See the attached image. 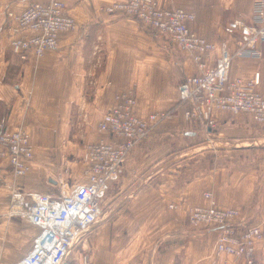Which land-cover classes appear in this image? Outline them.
Wrapping results in <instances>:
<instances>
[{
    "label": "crops",
    "instance_id": "0c3cea01",
    "mask_svg": "<svg viewBox=\"0 0 264 264\" xmlns=\"http://www.w3.org/2000/svg\"><path fill=\"white\" fill-rule=\"evenodd\" d=\"M39 1L43 0H0V66L4 65V70L11 62L13 64L18 62L22 67L19 77L22 78V89L26 86L32 90L33 95H43V102L40 103L44 105L52 106L56 104L55 100L65 98L67 100L58 103L65 106L74 103L85 105L88 112L94 111L96 107H103L105 114L113 105L111 103L115 92L135 90L139 99L138 113L147 116L174 107L178 103V85L198 73V66L190 56L169 37H152L134 21L100 12L105 5L121 0H70L67 13L80 26L85 27L84 31L61 35L57 49L47 52L42 58L22 59L10 51L13 56L6 59L4 49L6 40L8 41L4 24L6 11L21 13L32 3ZM235 1L230 3L226 0H214L212 4H218L223 7V11L226 8L229 12L234 9ZM160 2L163 7L182 8L194 14L195 22L190 26L207 40L219 41L234 47L235 38L227 34L237 31L232 24L229 26L231 32L224 31L228 23L224 26L219 25L210 14L212 11L200 15V10L207 8L210 0H160ZM250 11L249 6V14ZM206 16L211 19L207 23ZM246 16L248 15L245 13L241 15L242 18L237 19L247 20L248 18H243ZM92 31L95 35H90ZM238 34L242 36L241 30ZM98 39H102L105 46L104 69L95 80L91 101L87 102L83 101L82 92L86 87L85 75L96 66L93 59L98 58V49L96 50ZM91 44L92 48L89 47ZM261 50L264 52V46ZM257 73L260 75L259 91L264 95V58L234 60L230 79L249 81ZM12 86L4 80L0 83V107L3 105L15 107L11 114L0 113V117L10 122L11 126L16 122L19 124L18 114L14 113L16 106L19 104L23 106L25 100L23 97L15 99L16 94L23 90L20 85ZM167 95L169 100H164ZM32 98L38 99L39 96ZM32 98L27 97L30 104ZM155 98L162 99L155 102ZM178 111L177 118L159 125L148 139L134 147L127 156L125 176L122 180L130 195L121 201L126 204L117 211L120 220L115 222V226L118 222L129 224L114 229L108 224L93 228L95 230L91 232V241L97 240L96 243L92 242L90 248L97 250L100 234H111L113 247H116L115 243L121 242L120 234H126L127 237L122 239L129 255L123 254L122 257L114 255L104 264H245L243 260L216 253L214 229L210 231L204 228L195 229L185 224L183 220H186V210L192 206L205 204L203 193L210 191L208 189L211 188V184L202 180L184 181V172L181 169L182 166L184 168L190 166L189 159L193 155H203L204 152L208 154L215 152L219 157H233L236 173L234 183L231 186L219 183L223 193L218 192V197L224 202L230 200L237 202L242 195H253L257 178L264 185V126L256 125L248 115L221 113L217 128L210 132L203 120L188 121L182 118L181 110ZM88 112L85 114L88 115ZM99 135L102 139L110 138L101 132ZM182 137L189 140L192 148L188 145L176 146ZM166 138L169 139L170 145L168 142L163 144V139ZM175 139L178 141H173ZM255 155L260 156L257 161L254 160ZM248 167L253 173L247 172ZM237 170L239 172H236ZM31 181L33 178L28 176L17 179L14 183L17 188H26ZM133 188H136V191H133ZM31 189L37 191L36 185L31 184ZM2 190L9 194L7 188H0V192H4ZM26 192L35 193L29 192L27 188ZM171 203H177L178 209L168 210L167 206ZM262 215L264 204L260 214L255 215L254 225L262 221L260 219ZM243 217L249 218L250 214L243 213ZM240 220L241 218L238 219ZM138 221L141 225L134 226ZM256 260L257 263L264 264V245L258 250ZM91 262L102 264L96 258Z\"/></svg>",
    "mask_w": 264,
    "mask_h": 264
},
{
    "label": "built area",
    "instance_id": "2783aa9c",
    "mask_svg": "<svg viewBox=\"0 0 264 264\" xmlns=\"http://www.w3.org/2000/svg\"><path fill=\"white\" fill-rule=\"evenodd\" d=\"M69 1L43 0L32 3L21 13L7 10L4 24L11 52L22 59H39L57 49L61 35L78 31L79 24L67 13ZM102 9L106 14L137 20L144 27L167 35L190 55L198 73L178 87L179 102L187 104L186 120L200 118L207 129H212L220 113L245 114L264 126V97L256 89L260 84L259 73L249 81L230 80L234 57L261 56L258 46L264 44V0L255 1V26L242 27L243 40L235 54L225 45L215 53V44L189 28V23L195 21L194 14L163 7L160 0H121ZM212 59L214 66L209 65ZM166 117L167 113H156L142 119L137 114V99L132 91L116 95L98 125L99 132L114 141L90 144L85 151L88 180L57 198L29 195L16 187L15 180L31 171L35 152L24 128L12 130L8 121L0 119V188L9 191V214L26 219L39 230L30 252L18 264H65L81 240L99 223L109 186L119 178L129 152L148 139L154 126ZM205 197L213 198L208 193ZM190 218L199 225L225 227L226 236L220 240L218 251L245 264H259L255 245L264 241V224L232 225L238 221L235 210L214 209L211 205L196 208ZM90 263L86 255L83 264Z\"/></svg>",
    "mask_w": 264,
    "mask_h": 264
},
{
    "label": "rangeland",
    "instance_id": "374dc122",
    "mask_svg": "<svg viewBox=\"0 0 264 264\" xmlns=\"http://www.w3.org/2000/svg\"><path fill=\"white\" fill-rule=\"evenodd\" d=\"M214 0H210V4L205 7L204 9L200 10L201 14H207L210 13L214 19L217 20L218 24L221 26H224V31H229L231 24L233 28H236L237 31L227 33L229 37L235 38V44L234 47L231 48L235 49L232 50L228 44L221 43L219 41H209L204 36L199 35L194 29L191 28V24L195 21H191L189 23V28L196 33L198 36H200L203 39H206L207 41L213 43L216 45V51L215 53H218L220 51V48L222 45H225L226 49L229 50L230 53L235 54L239 48L240 42L243 40L242 36L238 34V31H242V27H251L255 26L254 24V4L256 0H236L234 9L229 10V12L226 11V8L223 11V7H221L218 4H215L213 2ZM227 2L232 3L234 0H226ZM110 5V4H109ZM106 6V5H105ZM249 6L251 7L250 14L248 13ZM104 8V7H102ZM100 9L101 13L103 12V9ZM176 9H182V8H176ZM210 9V10H208ZM184 10V9H182ZM185 11V10H184ZM247 14L248 16L243 18H248L247 20L237 19L242 18L241 15ZM106 14V13H105ZM110 15V14H109ZM119 19H128L131 21H134L137 23L141 29H143L146 33L151 35L152 37H159V36H167L165 34H161L159 32L150 30L146 27H144L139 21L126 18L124 16H118ZM74 19V18H73ZM75 20V19H74ZM211 19H208L207 16L205 17V22H209ZM230 22V23H229ZM243 24V25H242ZM235 25V26H234ZM207 26V25H205ZM230 26V27H229ZM80 29L76 31L75 33H79L80 31H84L85 27L82 25L80 26ZM240 29V30H239ZM4 37L5 35V30ZM97 32V31H96ZM94 34L95 32H91L90 35ZM8 37V36H7ZM6 37V38H7ZM168 37V36H167ZM174 43V42H173ZM176 44V43H175ZM97 56L96 60L93 59V64L96 66L91 69L89 73L85 75V83L86 87L82 92V95L84 97L83 101H91L93 97V91L95 86V80L100 76L101 71L104 69V60H105V46L102 39L97 40ZM178 45V44H176ZM181 47L180 45H178ZM264 46L260 45L258 46V49ZM6 50L5 57L6 59L13 56V54L10 52V47L8 44V41L6 40ZM92 48V44L89 46ZM182 48V47H181ZM183 49V48H182ZM183 51L187 53L184 49ZM261 51V56L258 58L253 57H243V56H236L234 57L233 61L236 59H260L264 58V52ZM99 54V55H98ZM188 54V53H187ZM190 56V55H188ZM17 62V61H16ZM194 62V61H193ZM233 63V62H232ZM209 65L214 66L215 61L212 59L209 63ZM3 66H0V83L4 81L8 82L12 85H20L21 86V93L16 94L15 99H21L23 97L24 102L23 106L22 104L16 106L15 115L18 114V122L14 123V125L9 126L12 130H15L17 128L22 127L24 128L27 133L30 136L31 143L34 148L35 152V159L32 164L31 171L26 177H32L33 181L28 184L26 187L29 192H35L36 194H44L48 195L52 198H57L62 196L63 194H67L72 190L74 187H76L79 184H82L88 180L89 176V165L88 162L85 160V151L86 148L92 144L99 142L98 140L101 139L103 141H114L113 138H109V140L102 139L99 136V122L102 120V117L106 114H103V107H96L94 111L88 112L85 105L80 106L77 103H74L73 105L65 106L64 104H59L60 101H65L67 99H57L55 100V105H44L40 102H43V95H33L32 90H29L24 86V89H22V78L20 79V73L22 71L21 65H18V62L16 64H13V62L10 63L6 69L3 70ZM232 67V66H231ZM256 75V74H255ZM254 75V76H255ZM254 78V77H253ZM231 80V79H230ZM233 81V80H232ZM181 84V83H180ZM179 84V85H180ZM178 85V87H179ZM260 86V84H259ZM259 86L256 88L257 91L264 97V95L259 91ZM178 87H177V94H178ZM12 88H14L12 86ZM14 93V91L12 89ZM58 91V90H57ZM133 93L136 96L137 99V114L140 118L145 119L149 115L156 114V112L149 114V115H142L139 114L138 111H140L139 107V99L137 97L136 91L132 90ZM128 91H117L115 92L114 98L112 99V103L115 101L116 95L120 93H124ZM40 94V93H39ZM168 94V92H167ZM23 95V96H22ZM32 98L33 96H36L39 98L31 101L30 104L27 97ZM92 96V97H91ZM91 97V98H90ZM162 98H155V102L160 101ZM149 101L152 99H148ZM164 100H169V96L167 95ZM110 104V105H111ZM4 106V105H3ZM0 107V113L1 114H11L12 109L15 107H9L5 106ZM187 109V104H182L179 102V94H178V103L172 107L171 109H164L163 111H158L157 113H167V117L163 120H160L155 126L154 129H156L159 125L162 123H165L167 121H171L175 118H177V115L179 114L178 110H181V114L183 115L182 118H185V111ZM89 113L86 115L85 113ZM221 114V113H220ZM219 114V115H220ZM218 115V117H219ZM245 115V114H244ZM249 116V115H248ZM250 117V116H249ZM101 118V119H100ZM14 119V118H13ZM217 123H218V118ZM250 119L253 121V119L250 117ZM197 120H201L200 118H197ZM254 122V121H253ZM256 125L260 126V124ZM16 124V125H15ZM207 124L205 123V127ZM263 126V125H261ZM217 128V125L215 128L207 129L215 130ZM153 129V131H154ZM206 129V128H205ZM152 131V132H153ZM152 134V133H151ZM208 135V132H207ZM181 141L177 142V144L180 147L183 146H190L189 140L186 138L183 139V137L180 139ZM170 145L169 139H163V144ZM140 144V143H139ZM174 146V147H176ZM190 148H192L190 146ZM212 153V154H210ZM209 154L207 152H204L203 155L196 154L193 155L190 159V166L188 168L185 166V168L182 166V169L184 174V181H192V180H202L204 182L209 181L211 184V188L203 193V199L205 201V204L203 205H197L189 207L186 210V220L185 224L191 228H204L213 230L216 232L215 236V250L216 253L222 256L238 259L234 256L224 254L223 252L218 251L219 242L220 240L226 236L225 231L226 228L222 226H213L204 223V225L196 224L193 220H191V216L196 208H208L211 207L214 209H221V210H235L238 213V219L241 218L243 220L242 222H234L232 225H235L236 223H242L245 225V227H252L255 223V215L260 214L261 207L264 204V185L258 180L257 178V184L254 186L253 195L245 196L242 195L241 198L237 200V202L228 201L224 202V200H220L218 197V192L223 193V188L219 185V183L232 185L234 183V176H235V170L233 167V157L230 156H220L217 155L215 152H210ZM208 154V155H206ZM204 157V158H203ZM259 155L254 156V160L257 161ZM127 159V158H126ZM249 160V159H248ZM126 162V160H125ZM125 162L122 165V171L119 176V178L114 181L110 186L108 193L104 199V213L99 221V223L96 225V228H99L101 226H107L110 225L114 229V227L119 228V226L122 225H128L129 223H119L117 226H115V222L120 220L119 214L117 211L121 210L125 206V202H121L122 199L128 198L130 194H128L127 187L124 186V180H122L123 176H125ZM199 164H196V163ZM240 167V166H239ZM255 171V168L253 169ZM236 172H239L238 170ZM248 173H253L250 170V167L247 169ZM25 178V177H24ZM122 180V181H121ZM31 184L36 185V189H31ZM21 188V187H20ZM26 188H21L25 193ZM132 189V187H130ZM136 189V188H135ZM133 188V191H136ZM4 192H0V264H18L21 259L30 252L32 248V244L34 241V238L38 235L39 230L34 227L32 224H30L26 219L20 217V216H11L9 214L10 212V199L8 198V193L5 190H2ZM212 191V192H211ZM23 192V193H24ZM35 193H29L31 195H35ZM208 193L213 198L210 200L206 199L205 194ZM132 194V193H131ZM126 197V198H125ZM232 197V196H231ZM124 204V205H123ZM183 204V203H181ZM179 205L177 203H171L169 206H167V209L171 211L177 210ZM232 207V208H229ZM242 209V211L240 210ZM259 212V213H258ZM243 213L250 214L249 218H244ZM240 217V218H239ZM243 217V218H242ZM257 217V216H256ZM264 215L260 219L262 221L258 222L257 224L261 225L264 224ZM255 218V219H254ZM122 219H124L122 217ZM183 219V218H182ZM137 222V219L135 220ZM141 223L138 221V223H135L134 226H140ZM237 226V225H236ZM95 229H92L93 231ZM88 233L82 240L79 246H77L74 251L70 254L69 258L66 261V264H83L84 257L87 255L92 261L93 259H98L102 264H104L108 259H111L114 257H122L128 256V252L126 253V247L124 246V239L127 237V235H122L120 241L115 243L116 247H113L114 241L111 239L113 236L110 234L102 235L100 234L99 240V246H97V250L91 249L90 246L93 243H96L97 239H93L91 241V232ZM238 236H240V233H237ZM111 242V245H108V243ZM264 245V241H260L256 243V252L261 249V247ZM111 246V248H110ZM113 247V248H112ZM95 257V258H94ZM92 263V262H91ZM90 263V264H91ZM99 263V261H98Z\"/></svg>",
    "mask_w": 264,
    "mask_h": 264
},
{
    "label": "trees",
    "instance_id": "16d2710c",
    "mask_svg": "<svg viewBox=\"0 0 264 264\" xmlns=\"http://www.w3.org/2000/svg\"><path fill=\"white\" fill-rule=\"evenodd\" d=\"M0 119H2V120H4V121H6L5 119H3V118H1V117H0Z\"/></svg>",
    "mask_w": 264,
    "mask_h": 264
},
{
    "label": "water",
    "instance_id": "95a60500",
    "mask_svg": "<svg viewBox=\"0 0 264 264\" xmlns=\"http://www.w3.org/2000/svg\"><path fill=\"white\" fill-rule=\"evenodd\" d=\"M66 264V263H65Z\"/></svg>",
    "mask_w": 264,
    "mask_h": 264
}]
</instances>
